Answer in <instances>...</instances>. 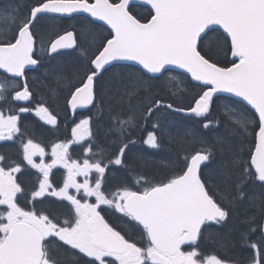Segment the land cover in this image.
Segmentation results:
<instances>
[{
  "label": "snow or ice",
  "instance_id": "obj_1",
  "mask_svg": "<svg viewBox=\"0 0 264 264\" xmlns=\"http://www.w3.org/2000/svg\"><path fill=\"white\" fill-rule=\"evenodd\" d=\"M134 2L35 0L24 5L23 12L19 6L0 12V20L8 25L0 36V101L9 93L12 101H30L26 73L41 63L42 57L36 54L39 39L49 59L72 56L80 65L82 72L75 80L62 63L48 74L67 90V103L73 110L92 106L101 115L107 114L109 126L103 139L112 136L109 146H118V151L110 153L111 159L105 156L104 147L94 153L91 143L82 163L70 159V144L95 138L90 119L84 118L72 128V140L53 145L51 163H45L44 149L31 138L24 142L19 115L0 110V141L15 142L19 134L22 149V160L0 155V264H80L81 256L89 258L83 264H243L239 258L224 260L215 254L201 260L198 241L206 233L224 248L238 235L241 244L255 250L254 256L246 258L247 264H264V222H258L264 217V0H140L147 9L143 22L130 11ZM77 16H83L79 33L75 28L65 30L47 45L34 31L41 18ZM97 28L107 35L97 34ZM221 53L233 58L230 67L220 65L217 57ZM176 70L190 74L201 89L194 106L187 109L166 103L153 92V82ZM104 73L109 75L101 80ZM219 93L239 100L225 105L228 119L216 121L215 138L207 140L196 129L172 134L174 125L168 123L172 113L203 118V129H213L207 117ZM249 105L259 123L255 147L245 153L253 123L246 118ZM18 111L31 109L20 107ZM156 113L160 115L147 132L145 145L159 150L167 135L172 144L183 145L190 137L191 144L199 147L152 161L161 173L159 178L148 179L141 173L134 181L125 178L115 191L109 190L106 170L126 165V150L135 143L130 139L134 122L151 119ZM35 114L47 124H57L43 105ZM37 155L39 164L33 160ZM217 157L215 168L206 175L209 162ZM138 159L146 162L143 156ZM24 162L42 174L30 198L16 176L24 170ZM57 165L66 169L63 186L58 188L49 180ZM131 171H136L135 165ZM18 194L32 204L31 209L19 204ZM51 197L71 205L70 218L61 222L36 208ZM245 204V212L252 211L242 221L247 230L240 231L233 215H239ZM102 205L121 214L123 230L106 222L98 210ZM256 231L261 236L249 242L250 233ZM133 233H139V244L128 238Z\"/></svg>",
  "mask_w": 264,
  "mask_h": 264
},
{
  "label": "trees",
  "instance_id": "obj_2",
  "mask_svg": "<svg viewBox=\"0 0 264 264\" xmlns=\"http://www.w3.org/2000/svg\"><path fill=\"white\" fill-rule=\"evenodd\" d=\"M23 0H7L3 2L0 5H4V8L1 7L0 10H7L10 8H15L19 6L20 10H25L24 5H31L35 2V0H24L25 2L22 3ZM131 12L134 15H137L138 18H140L142 21H144L145 17H147V9H141V10H134L131 9ZM97 34H101V30L96 29L95 30ZM217 59L220 61L221 66H229L231 64L230 61V54L225 57L223 53L220 54ZM62 63L64 64L66 74L72 78V79H78L76 74L78 72H82V68L79 64H76L73 62L72 56H64V57H58L56 59V64ZM113 71L112 69L109 70V72ZM109 73H104V75L101 77V80L105 79ZM155 84V87L153 88V92L156 94L157 98L163 99L166 103H173L176 106L184 107L185 109L190 108L194 106L195 98H198V93H200L201 89L197 85H194L190 82L189 78H187L183 74L179 73H168L165 74L163 77L160 78L159 81L153 82ZM179 85H175V84ZM51 90H54V96L60 92V85L59 87L54 84V88L50 86ZM59 88V89H58ZM62 91V90H61ZM68 93V92H67ZM63 93L58 98V101H60V98L63 97L64 102H62V105L56 104V108L62 109L64 108L65 101L67 100L64 96H62ZM229 100H233L230 98H214V103L211 105V112L210 115L207 117L208 120L213 122V129L211 130H205L203 129V118H196L194 116H184L181 113H172L168 116V123L170 125H174L172 128V134L175 135L177 130H181V134H183V130L185 129H196L200 130V135H202L205 139L211 140L215 138L216 136V130H215V123L217 120L224 122L228 118L224 115L225 113V105L229 103ZM58 101H55V103H58ZM133 103H137V101H133ZM90 118L91 122V128L92 132L94 133V140L91 141L92 144V151L94 153L99 151L100 147H104L106 149L105 156L108 159H111L110 153L118 151L117 147H110L112 143V136H109L108 140L105 141L104 135L105 131L107 130L109 126L108 116L107 114L101 115L98 107H90L88 110V113L86 114ZM159 113H156L153 115L151 119L145 120L143 118H138L134 123L135 126L131 129L130 132V139L131 140H138L137 134L139 131H144V134L148 131H152V124L156 121L157 116H159ZM231 115V114H230ZM67 114L65 113V119H60L59 121V130H57V133L59 131V135L64 134L65 136L59 137L54 135V144L67 141L70 137V127L76 123L74 121L73 124H68L66 121ZM239 118V117H237ZM246 118L248 120L253 121L251 128H250V134L248 136V141L244 145V151L245 153L249 152L254 148V142H255V132L258 129V122L251 110L248 109V112L246 113ZM46 129V128H44ZM220 131H223V127L219 129ZM47 140L51 142V130H45L44 135V143L45 146L47 145ZM140 141V139L138 140ZM193 147L198 148L199 145L193 146L191 144V138H185L183 145L180 143L172 144L169 142L167 135H165L163 140V147L159 150L156 149H148V148H142L140 146H137L134 144H129L128 149L126 150V155L124 157L126 161V165L124 167L121 166H110L109 169L106 170L107 175V188L111 191H115L116 187L122 182L123 179L133 180L136 175L138 174H144L148 179H152L153 176H159L161 173L157 171V169L153 166L152 161L159 162L162 159H165L167 157H173L177 152H180L183 154L185 150H190ZM145 157L146 162L141 163L138 159V157ZM219 157H217L216 160L209 162L208 168L205 169V174L209 172V170L214 169L216 166V163L218 161ZM135 165L136 171L132 172L131 168ZM164 165H161L163 167ZM31 178V177H30ZM34 179H28V182H32ZM34 184V183H33ZM257 191L259 189H256ZM49 206L51 205H46ZM245 208H247V204L243 205L238 211L239 215L234 214L233 215V222L237 225V227L240 229V231L247 230V225H245L242 221L246 215H251V211L249 210L247 213L245 212ZM262 218L260 217L258 222H262ZM206 236H209L208 233L205 234ZM261 236V233L259 231L252 232L249 235V242L257 241V239ZM206 249L211 250L216 255L220 256L221 258H224L226 260L239 258L242 261L247 260L246 258L248 256L252 255V250L241 244L239 241L238 235L235 236V242L227 248H224L220 246L218 243L215 242L214 239H209V241L206 243ZM81 263V261H80Z\"/></svg>",
  "mask_w": 264,
  "mask_h": 264
},
{
  "label": "flooded vegetation",
  "instance_id": "obj_3",
  "mask_svg": "<svg viewBox=\"0 0 264 264\" xmlns=\"http://www.w3.org/2000/svg\"><path fill=\"white\" fill-rule=\"evenodd\" d=\"M71 21L72 20H65V19L54 20L50 18H41V20L37 23L34 31L36 32L37 37L38 38L42 37L45 45H47V43L51 39H54V25H58L59 27V24H62L60 28L62 30H66L67 27L65 24H69V22ZM102 30L104 31V29ZM105 33L107 35V32ZM36 54L37 56L42 57L41 63L38 66H35L33 70H29L26 73L27 82L32 92L30 101H20V102L12 101L11 94L9 93L7 95V98L4 100L3 107H1L0 110L3 109L5 115H10V114L19 115L18 127L24 130L23 131L24 142L25 143L27 142L25 141V138L27 139L31 138L34 143H38L45 151L43 161L45 163H51L52 160L51 152H52V147L54 145V125L45 123L43 120L40 119V117H38L35 114V112L39 105H43L44 107L49 109V112L52 115H55L54 110H56L55 107L57 104L55 103V101H58V98L62 93L65 94V97H67L69 94L67 93V90L60 85V92H58L54 96V90L52 91L50 86L54 88V84H56L58 87L59 85L57 84L55 79L48 73L50 72V69H52L56 65V62H54V60L49 59L48 56L44 55V52L41 50L39 39L36 45ZM2 80L3 77H0V81ZM20 107H27L31 109V111L25 113H19L18 110ZM58 126H59V122L57 123L55 128L56 129L61 128ZM52 129L53 132L51 134L50 149H47L43 141L45 130H52ZM0 155H4L8 160H22V149L19 147V141L17 142V144L16 142L13 141H0ZM33 160L37 164L41 163L40 156L33 157ZM79 162L82 163L83 161L79 160ZM24 164H25L24 170L22 171V173H17L16 176L18 177V183L21 184V186L24 188L26 193H29V198H30V192L33 190V185H36L38 187L37 177L42 178V174L39 173L38 170L32 168L30 165H27L26 162H24ZM62 171H64V173L66 174V169H64L60 165H57L55 168L51 170L49 174V180L54 187L58 188L63 186V183H61L60 181ZM33 177H36V179L32 182H28V179H32ZM77 179L79 182H83V177H78ZM70 192L72 194H75L74 189H71ZM18 197H19L18 202L22 207H25L26 209L32 208V204H28L27 199H25V197L19 196V194ZM93 200L94 198H90V201ZM46 205H51V206L47 208L48 206ZM36 208L52 213L54 216H57L61 222L64 219L70 218L69 210L71 208V205L67 201H61L59 198L56 197L48 198L44 200L42 204L40 203L36 204ZM100 212L101 215L105 218L106 222H108L111 226H114L117 230L124 229V224L121 218V214L111 211H106V212L100 211ZM122 234H124V231H122ZM128 238L135 239L139 244L140 241L139 233H133V235ZM200 244L203 245L204 243L201 241ZM187 249L191 250L188 247L184 248L185 251H187ZM87 259L89 258L81 256L80 264H83V262Z\"/></svg>",
  "mask_w": 264,
  "mask_h": 264
},
{
  "label": "water",
  "instance_id": "obj_4",
  "mask_svg": "<svg viewBox=\"0 0 264 264\" xmlns=\"http://www.w3.org/2000/svg\"><path fill=\"white\" fill-rule=\"evenodd\" d=\"M132 4H139V5H142L141 3H140V0H136V2H134V3H132ZM84 15H86V14H84ZM103 22H98V24H102ZM105 28H107V26L105 25L104 26ZM110 31V30H109ZM68 51H70V50H68ZM233 59V58H232ZM122 64H132L133 62H121ZM170 67H174V66H170ZM177 72H181V73H183V70H176ZM184 74H186L190 79H191V76H190V74H187V73H184ZM191 81H192V79H191ZM193 83H195V84H199V82H195V81H192ZM217 95H222V96H229V97H232V98H235V99H237V100H239V98H236V97H234V96H232V94H229V93H219V94H217ZM216 95V96H217ZM246 103V102H245ZM89 107V106H88ZM87 107V108H88ZM248 107H250L251 108V106L249 105ZM71 108V107H70ZM84 109H86V108H77V109H75V110H73L72 108H71V110L72 111H77V110H84ZM252 109V108H251ZM254 112H255V110L254 109H252ZM256 114V113H255ZM257 115V117H258V114H256ZM259 120V119H258Z\"/></svg>",
  "mask_w": 264,
  "mask_h": 264
},
{
  "label": "rangeland",
  "instance_id": "obj_5",
  "mask_svg": "<svg viewBox=\"0 0 264 264\" xmlns=\"http://www.w3.org/2000/svg\"><path fill=\"white\" fill-rule=\"evenodd\" d=\"M22 3H24V1H22ZM4 8V7H3ZM2 11H4V10H0V12H2ZM21 12H23L24 10H20ZM7 22L6 21H4V20H0V36H2V35H4V31H6V29H7ZM56 28H58V25H54V29H56ZM40 31V30H39ZM175 85H179L178 83L177 84H175ZM65 94L63 93V95L62 96H64ZM64 100L65 99H63V97L62 98H60V101H58V103L57 104H61L62 105V102H64ZM95 202V199H94V201H93V203Z\"/></svg>",
  "mask_w": 264,
  "mask_h": 264
}]
</instances>
